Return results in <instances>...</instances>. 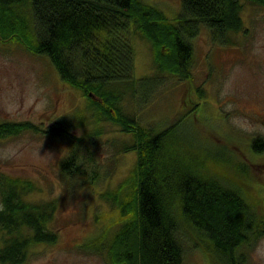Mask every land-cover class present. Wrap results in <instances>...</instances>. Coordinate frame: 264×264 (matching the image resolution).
<instances>
[{"label":"trees","instance_id":"obj_1","mask_svg":"<svg viewBox=\"0 0 264 264\" xmlns=\"http://www.w3.org/2000/svg\"><path fill=\"white\" fill-rule=\"evenodd\" d=\"M246 1L264 7V0ZM242 10L239 0H182L172 23L142 0H0V41L47 56L61 80L88 99L97 122L113 123L134 137L123 147L136 153L134 170L116 194L103 196L118 209L120 226L111 238L105 235V245H98L102 236L87 247H106L111 264H184L189 235L217 264H246V251L264 238V208L244 194L240 178L248 167L236 163L234 153L222 148L205 155L193 140L187 144L174 136L177 125L146 129L122 109L128 95L148 105L161 83L134 78L136 35L151 44L157 73L186 82L201 29L214 44L235 46L233 36L245 31ZM199 106L193 104L188 114L194 117ZM73 128L69 119L49 129L0 123V140L32 131L69 143L61 168L71 176L79 172L80 139ZM250 148L264 154V137L253 138ZM35 190L31 181L0 177V264H25L34 246L59 240L49 228L57 205L28 201Z\"/></svg>","mask_w":264,"mask_h":264},{"label":"rangeland","instance_id":"obj_2","mask_svg":"<svg viewBox=\"0 0 264 264\" xmlns=\"http://www.w3.org/2000/svg\"><path fill=\"white\" fill-rule=\"evenodd\" d=\"M142 1L162 10L172 23L181 12L182 0ZM239 1L245 31L233 36L235 46H219L202 28L193 40L190 81L157 73L151 44L136 35L134 78L156 77L161 83L148 105L128 95L122 109L146 129L177 125L174 136L187 144L193 140L205 155L227 148L236 163L248 167L240 178L244 194L264 208V154L255 155L250 148L253 138L264 137V7ZM193 104H200L194 117L188 114ZM63 119L72 122V133L80 139L76 175L62 172L72 150L67 142L32 131L0 140V177L31 181L36 190L28 201L57 205L49 228L58 233V242L34 246L25 264H111L106 247H87L102 236L98 245H105V235L111 238L120 226L118 209L103 196L116 194L134 170L136 153L123 148L134 137L113 123L97 122L88 99L61 80L47 56L0 41V123L49 129ZM246 256V264H264V238ZM184 264L217 263L189 235Z\"/></svg>","mask_w":264,"mask_h":264},{"label":"clouds","instance_id":"obj_3","mask_svg":"<svg viewBox=\"0 0 264 264\" xmlns=\"http://www.w3.org/2000/svg\"><path fill=\"white\" fill-rule=\"evenodd\" d=\"M78 135H79V133H78Z\"/></svg>","mask_w":264,"mask_h":264}]
</instances>
